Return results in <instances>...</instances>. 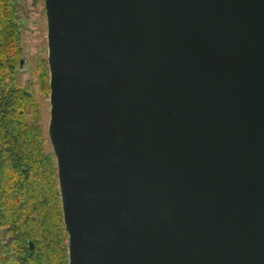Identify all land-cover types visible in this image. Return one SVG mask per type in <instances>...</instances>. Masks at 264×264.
I'll return each mask as SVG.
<instances>
[{
    "label": "water",
    "instance_id": "1",
    "mask_svg": "<svg viewBox=\"0 0 264 264\" xmlns=\"http://www.w3.org/2000/svg\"><path fill=\"white\" fill-rule=\"evenodd\" d=\"M44 8L68 264H264V0Z\"/></svg>",
    "mask_w": 264,
    "mask_h": 264
},
{
    "label": "trees",
    "instance_id": "2",
    "mask_svg": "<svg viewBox=\"0 0 264 264\" xmlns=\"http://www.w3.org/2000/svg\"><path fill=\"white\" fill-rule=\"evenodd\" d=\"M17 0H0V264H68L55 158L30 84L18 83L22 57ZM45 57L38 90L49 93Z\"/></svg>",
    "mask_w": 264,
    "mask_h": 264
},
{
    "label": "rangeland",
    "instance_id": "3",
    "mask_svg": "<svg viewBox=\"0 0 264 264\" xmlns=\"http://www.w3.org/2000/svg\"><path fill=\"white\" fill-rule=\"evenodd\" d=\"M17 8L23 47L21 58L24 59L23 67L18 77V83L23 86L30 84L32 87L33 92L41 104L42 125L47 133L50 108L48 100L49 93L46 96L39 92L35 74V61L37 58L45 57L47 60V26L44 0H17ZM65 242L67 244V239Z\"/></svg>",
    "mask_w": 264,
    "mask_h": 264
}]
</instances>
